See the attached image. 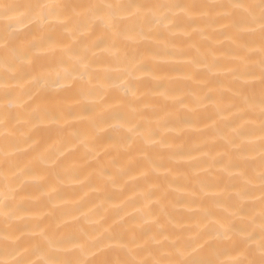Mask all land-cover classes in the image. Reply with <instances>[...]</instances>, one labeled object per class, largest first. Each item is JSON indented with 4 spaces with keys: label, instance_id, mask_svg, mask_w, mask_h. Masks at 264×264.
Returning <instances> with one entry per match:
<instances>
[{
    "label": "bare ground",
    "instance_id": "obj_1",
    "mask_svg": "<svg viewBox=\"0 0 264 264\" xmlns=\"http://www.w3.org/2000/svg\"><path fill=\"white\" fill-rule=\"evenodd\" d=\"M166 11L183 15L180 9ZM224 11L196 12L179 26L146 24L147 37L132 40L101 28H46L35 17L25 19L20 55L30 63L17 60L22 72L7 81L0 63V94L5 83L13 92L12 118L0 121V260L47 258L36 250L49 239L72 241L53 253L58 258L92 261L99 245L113 259H185L204 245L201 233L209 220L230 217L246 225L259 217L260 36L258 26L254 35L237 30ZM76 52L89 58L92 83L45 86V79L70 68ZM37 76L41 82L34 85ZM249 94L256 118L241 119V98ZM4 103L0 99V114ZM40 109L46 118L33 114ZM242 129L254 132L242 135ZM6 142L19 175L3 163ZM25 168L30 174H23ZM240 208L250 216H241ZM5 235L8 244L19 241L29 250L22 256L12 248L5 252ZM199 255L228 264L236 254L222 245Z\"/></svg>",
    "mask_w": 264,
    "mask_h": 264
},
{
    "label": "snow or ice",
    "instance_id": "obj_2",
    "mask_svg": "<svg viewBox=\"0 0 264 264\" xmlns=\"http://www.w3.org/2000/svg\"><path fill=\"white\" fill-rule=\"evenodd\" d=\"M180 9L183 15L171 16L166 10ZM223 9L224 17L234 21L233 26L240 31L254 35L259 31L260 36V96H259V142H260V172H259V189L260 197V214L259 217H251L246 225H237L232 222L230 217L225 220H209L204 226L201 238L204 245L200 246L199 251L205 247L209 250H218L222 245H228L236 254L235 258L228 264H264V0H235L228 4H147L139 3L137 0L122 3H4L0 2V63L4 66L3 78L7 81L9 78L16 79L22 72L20 64L30 63V57L26 54L21 56V33L20 25L25 19L33 17L46 28L55 27L61 24L67 28L71 23L77 24L80 28L88 30L89 28H101L118 38L132 40L137 37H147L148 33L144 26L160 24L166 21H173L175 26L183 21L185 16H190L196 12L215 11ZM54 21L55 23H50ZM100 46V45H97ZM75 58L70 68L66 69L63 74H57L55 80L45 79V86L58 85L61 80L72 83L76 80H87L88 84L92 83L90 68L91 64L86 55L79 52L71 53ZM48 75H51L50 73ZM34 85H39L41 77H34L31 81ZM74 86V85H73ZM95 87V85H92ZM13 92L9 89L7 83L2 86L0 99L5 101L2 105L3 112L0 114V121L5 124L10 122L12 113ZM242 106L245 107V114L241 119H255V97L249 94L241 98ZM21 107H30V105L21 104ZM33 114L39 119L41 116L47 117L48 113L43 110H33ZM254 129H242V135H250ZM3 163L14 174L15 152L13 146L6 142ZM23 174H30L31 169L25 168ZM251 179L248 181L251 184ZM245 191L243 195H248ZM9 204L4 205L7 210ZM237 213H231L236 215ZM239 214L249 217L250 213L244 209H239ZM11 239L9 235L3 237L5 243V252L9 248L13 249L14 255H23V252L29 249L21 242L15 241L12 244L7 242ZM258 241V247H257ZM71 240L49 239L46 248H40L36 251L45 252L47 258L36 261L14 258L13 260H0V264H225L218 259L202 258L199 251L194 248L196 254L190 255L185 259H164L152 256L148 259H113L109 253L104 251L99 245L97 258L88 261L80 258H58L53 255L55 252L62 250L63 245ZM77 246L79 244L77 243ZM83 250L82 248L80 249ZM258 251V257H257ZM183 255V253H180Z\"/></svg>",
    "mask_w": 264,
    "mask_h": 264
}]
</instances>
